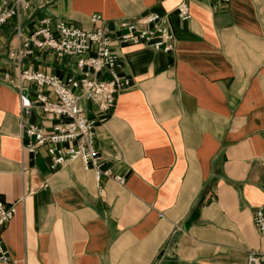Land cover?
<instances>
[{
  "label": "crops",
  "instance_id": "1",
  "mask_svg": "<svg viewBox=\"0 0 264 264\" xmlns=\"http://www.w3.org/2000/svg\"><path fill=\"white\" fill-rule=\"evenodd\" d=\"M23 1L0 28V201L14 207L2 264H246L264 249L252 222L264 206V0ZM145 14L168 16L172 49L113 42L129 88L107 111L79 101L101 168L123 183L80 159L51 170L43 148L24 149L19 71L65 77L73 62L34 50L18 66L17 29L49 18L120 34ZM63 120L37 107L27 118L45 131Z\"/></svg>",
  "mask_w": 264,
  "mask_h": 264
},
{
  "label": "built area",
  "instance_id": "2",
  "mask_svg": "<svg viewBox=\"0 0 264 264\" xmlns=\"http://www.w3.org/2000/svg\"><path fill=\"white\" fill-rule=\"evenodd\" d=\"M214 2L226 5L230 0ZM23 4V0L1 1L0 28L17 15L18 7ZM176 15L180 20L190 17L188 5L184 1L177 5ZM90 21L95 24L101 21V16L93 14ZM122 27L124 32L113 34L103 25L81 29L59 21L52 27L49 18H42L35 23L28 36H22L17 29L19 46L10 52V56L18 66L34 50L48 52L59 58L67 57L73 62L72 73L65 77L29 68L19 71V121L27 140L24 149L35 155L39 148H43L51 170L80 159L85 168L94 171L97 179L104 176L119 183L124 181L122 177L101 168L103 160L96 145L95 121L83 114L79 101L84 98L96 104L101 111H107L115 105L118 95L129 88V78L112 50L113 42L121 46L144 45L168 52L172 49L173 34L167 15L145 14ZM102 73H106L108 78H100ZM34 107L64 120L45 131L27 121ZM13 216V205L0 201V229ZM252 222L264 236V206L254 209ZM8 258L9 254L0 237V264ZM246 264H264V249L249 250Z\"/></svg>",
  "mask_w": 264,
  "mask_h": 264
}]
</instances>
